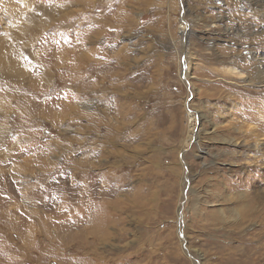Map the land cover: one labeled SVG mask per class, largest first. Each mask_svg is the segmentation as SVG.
I'll return each instance as SVG.
<instances>
[{"label": "rangeland", "instance_id": "1", "mask_svg": "<svg viewBox=\"0 0 264 264\" xmlns=\"http://www.w3.org/2000/svg\"><path fill=\"white\" fill-rule=\"evenodd\" d=\"M2 5L0 264H264V0Z\"/></svg>", "mask_w": 264, "mask_h": 264}, {"label": "bare ground", "instance_id": "2", "mask_svg": "<svg viewBox=\"0 0 264 264\" xmlns=\"http://www.w3.org/2000/svg\"><path fill=\"white\" fill-rule=\"evenodd\" d=\"M2 1L3 0H0V13L2 12L1 11V9H2ZM7 2V1H6ZM4 3V2H3ZM7 11H9V8L7 9ZM11 13L13 14V15H11V17L12 18H14L15 16H14V12L13 11H11ZM13 20V19H12ZM256 61H262V60H264V56H259V57H256ZM1 62V61H0ZM260 62H258V64H259ZM257 64V65H258ZM263 64V63H262ZM262 67V65L261 64H259L258 66H257V72L252 76V78H251V80H264V70H263V68H259V67ZM259 68V69H258ZM233 72H235V74H238L237 72H236V70H232ZM242 77V79L243 80H248L249 81V79L248 78H246V79H244V77H246V76H244L243 74H241V73H239ZM240 77V76H239ZM250 83H252L251 81H250ZM263 84H264V81L262 82ZM257 132V131H256ZM257 200V199H256ZM259 201V200H258Z\"/></svg>", "mask_w": 264, "mask_h": 264}]
</instances>
